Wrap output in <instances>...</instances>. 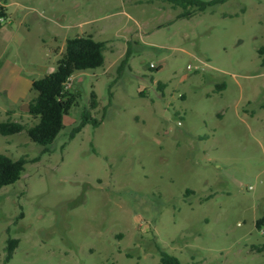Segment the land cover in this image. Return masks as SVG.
I'll list each match as a JSON object with an SVG mask.
<instances>
[{
  "label": "rangeland",
  "instance_id": "1",
  "mask_svg": "<svg viewBox=\"0 0 264 264\" xmlns=\"http://www.w3.org/2000/svg\"><path fill=\"white\" fill-rule=\"evenodd\" d=\"M1 1L0 122L34 123L23 79L57 68L68 39L105 42L106 61L70 79L78 104L49 152L0 134L1 154L28 161L0 189V264H160V249L264 264V0L187 17L163 0ZM93 91L100 125L71 139Z\"/></svg>",
  "mask_w": 264,
  "mask_h": 264
},
{
  "label": "trees",
  "instance_id": "2",
  "mask_svg": "<svg viewBox=\"0 0 264 264\" xmlns=\"http://www.w3.org/2000/svg\"><path fill=\"white\" fill-rule=\"evenodd\" d=\"M151 2L153 0H139ZM175 7L184 9L182 16L187 17L192 12H205L208 9L226 2L227 0H163ZM7 2L0 0V26L8 20ZM105 42L96 41L92 35L78 36L68 39L65 51L57 63L56 70L32 83V91L36 96L29 102L28 115L34 123L28 126L22 122L11 120L0 122V134L3 136L20 135L26 133L32 142L43 147V153L49 152L60 132L65 128L64 119L69 115L73 106L78 104L79 94L71 93L67 84L77 72L94 70L105 64ZM262 65L264 66V48L259 50ZM129 55L122 62L120 70L127 64ZM99 107L97 94L91 95L90 108L82 113L81 121L73 129L71 139L80 133L87 125L98 127L100 121L93 116V111ZM28 163L26 158L13 160L0 153V189L18 182ZM264 226V218L256 223L260 229ZM19 245V240L9 239L8 260H10ZM160 251V264H181L180 260L163 250Z\"/></svg>",
  "mask_w": 264,
  "mask_h": 264
},
{
  "label": "crops",
  "instance_id": "3",
  "mask_svg": "<svg viewBox=\"0 0 264 264\" xmlns=\"http://www.w3.org/2000/svg\"><path fill=\"white\" fill-rule=\"evenodd\" d=\"M9 32L10 31L8 29L6 30V27L5 26H0V34L2 35V37H5V38L7 37L8 38ZM55 70H56L55 67H49V68H47V67H42V66L30 65L29 68H28V73H29L30 76H29V79H23L24 80V83L26 82L27 84H30L31 87H32L33 81L34 80H37V79H34L33 77H35L36 75L42 74V73H44V76H46V75H49V74L53 73ZM10 72L12 73V71H10ZM4 75H5V73H3V71H0V85H1V81H2V78L4 77ZM2 91H3V93L5 92L4 90H1V88H0V92H2ZM5 94L7 95V98L8 97L10 98V93H7L6 92ZM9 98H8V100H9ZM22 101H25V100H22ZM29 102H28V104H29Z\"/></svg>",
  "mask_w": 264,
  "mask_h": 264
},
{
  "label": "water",
  "instance_id": "4",
  "mask_svg": "<svg viewBox=\"0 0 264 264\" xmlns=\"http://www.w3.org/2000/svg\"><path fill=\"white\" fill-rule=\"evenodd\" d=\"M30 110V107H29V104H26L24 107H23V111H29Z\"/></svg>",
  "mask_w": 264,
  "mask_h": 264
},
{
  "label": "built area",
  "instance_id": "5",
  "mask_svg": "<svg viewBox=\"0 0 264 264\" xmlns=\"http://www.w3.org/2000/svg\"><path fill=\"white\" fill-rule=\"evenodd\" d=\"M152 69H156V66L154 64H151ZM69 83L67 84V89H68Z\"/></svg>",
  "mask_w": 264,
  "mask_h": 264
}]
</instances>
